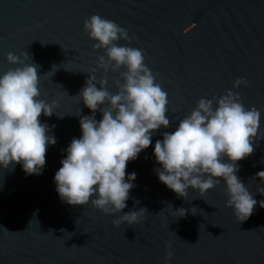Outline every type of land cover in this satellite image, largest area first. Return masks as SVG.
Segmentation results:
<instances>
[{
	"label": "water",
	"instance_id": "obj_1",
	"mask_svg": "<svg viewBox=\"0 0 264 264\" xmlns=\"http://www.w3.org/2000/svg\"><path fill=\"white\" fill-rule=\"evenodd\" d=\"M92 15L127 30L129 40L116 43L142 49L167 94L169 126L154 131L148 148L126 164V177L135 172L136 178L121 214L146 209L132 224L114 225L120 214L91 203L62 202L53 182L64 150L80 136V117L92 114L74 96L89 75L105 79L111 94L123 82V67L107 73L97 67L104 49L94 50L96 41L83 30ZM23 52L39 65V98L56 102L51 116L38 118L56 143L46 147L39 175H26L19 164L0 170V264H264V195L257 190L264 183L255 175L264 170V138L236 162L238 178L257 201L244 221L226 205L223 181L203 196L190 187L185 198L159 182L152 147L197 100L226 90L245 109L261 111L264 134V0H0V74L22 66L6 57ZM237 78L247 86L233 89Z\"/></svg>",
	"mask_w": 264,
	"mask_h": 264
},
{
	"label": "clouds",
	"instance_id": "obj_2",
	"mask_svg": "<svg viewBox=\"0 0 264 264\" xmlns=\"http://www.w3.org/2000/svg\"><path fill=\"white\" fill-rule=\"evenodd\" d=\"M83 30L96 41L94 50L104 49L97 67L105 73L123 67L125 70L119 73L123 82L117 80V91L111 94L105 79L97 81L89 75L74 96L92 114L80 117V136L72 138L64 150L53 176L55 191L68 205L91 203L104 214H120L114 225L132 224L146 209L121 214L136 178L135 172L126 177V164L148 148L154 131L169 126L167 94L144 63L143 50L116 43L129 40L126 29L92 15L84 20ZM21 57L9 53L7 61L22 66L0 74V170H12L19 164L26 175H39L45 165L46 147L54 145L56 138L48 124L38 118L42 113L51 116L56 102L39 98V65L27 52ZM28 60L30 63H25ZM241 85L246 87L247 81L237 78L232 88ZM97 111L100 120L95 118ZM260 116L261 111L255 107L245 109L232 90L219 98H200L174 131L164 132L163 138L152 145L159 165L154 169L158 181L184 198L190 187L203 196L223 181L226 205L239 221L246 220L257 201L238 178L236 162L252 154L254 141L264 138ZM255 175L264 183V170ZM257 190L264 195V188ZM259 204L264 207V201ZM177 210L185 214L183 208ZM171 255L167 252L165 260Z\"/></svg>",
	"mask_w": 264,
	"mask_h": 264
}]
</instances>
